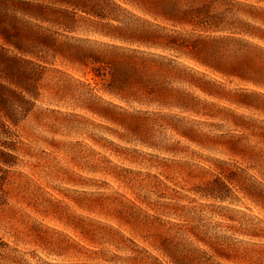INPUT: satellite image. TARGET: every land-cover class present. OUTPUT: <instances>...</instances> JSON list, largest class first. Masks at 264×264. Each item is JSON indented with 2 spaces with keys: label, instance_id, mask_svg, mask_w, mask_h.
<instances>
[{
  "label": "rangeland",
  "instance_id": "374dc122",
  "mask_svg": "<svg viewBox=\"0 0 264 264\" xmlns=\"http://www.w3.org/2000/svg\"><path fill=\"white\" fill-rule=\"evenodd\" d=\"M75 18L0 56V264H264V78L186 61L171 103L124 101L77 55L111 40Z\"/></svg>",
  "mask_w": 264,
  "mask_h": 264
},
{
  "label": "trees",
  "instance_id": "16d2710c",
  "mask_svg": "<svg viewBox=\"0 0 264 264\" xmlns=\"http://www.w3.org/2000/svg\"><path fill=\"white\" fill-rule=\"evenodd\" d=\"M121 2L156 21L139 16L141 26L133 25L121 18ZM77 14L111 40L78 47L79 59L97 76H109L105 90L124 101L171 103L175 92L182 93L173 84L196 72L186 61L242 80L264 78V0H0L1 58L9 65L20 54L39 56L50 47L42 23L72 27Z\"/></svg>",
  "mask_w": 264,
  "mask_h": 264
}]
</instances>
